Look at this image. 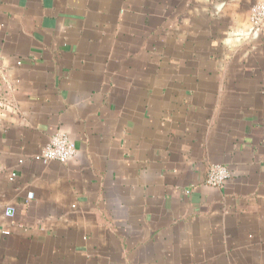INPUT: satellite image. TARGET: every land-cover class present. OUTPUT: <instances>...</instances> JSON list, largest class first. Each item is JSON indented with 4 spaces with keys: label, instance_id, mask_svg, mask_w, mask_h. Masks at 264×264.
<instances>
[{
    "label": "crops",
    "instance_id": "obj_1",
    "mask_svg": "<svg viewBox=\"0 0 264 264\" xmlns=\"http://www.w3.org/2000/svg\"><path fill=\"white\" fill-rule=\"evenodd\" d=\"M256 2L0 0V264H264Z\"/></svg>",
    "mask_w": 264,
    "mask_h": 264
},
{
    "label": "built area",
    "instance_id": "obj_2",
    "mask_svg": "<svg viewBox=\"0 0 264 264\" xmlns=\"http://www.w3.org/2000/svg\"><path fill=\"white\" fill-rule=\"evenodd\" d=\"M249 23L253 31H258L264 24V3L256 2L250 8ZM75 145L64 133H57L50 138L48 144L35 157L42 163L49 161L66 162L75 154ZM22 162L21 160L19 161ZM15 174L12 173L11 177ZM230 178L228 169L222 165H213L207 172L206 184L213 188H220ZM6 233V232H4Z\"/></svg>",
    "mask_w": 264,
    "mask_h": 264
},
{
    "label": "rangeland",
    "instance_id": "obj_3",
    "mask_svg": "<svg viewBox=\"0 0 264 264\" xmlns=\"http://www.w3.org/2000/svg\"><path fill=\"white\" fill-rule=\"evenodd\" d=\"M0 94H1V90H0Z\"/></svg>",
    "mask_w": 264,
    "mask_h": 264
}]
</instances>
